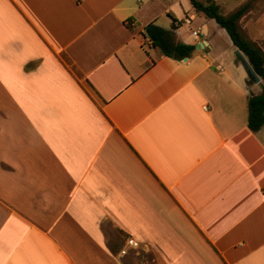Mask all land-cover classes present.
Here are the masks:
<instances>
[{"label":"crops","instance_id":"crops-1","mask_svg":"<svg viewBox=\"0 0 264 264\" xmlns=\"http://www.w3.org/2000/svg\"><path fill=\"white\" fill-rule=\"evenodd\" d=\"M214 1L249 3L264 54V0ZM237 50L188 0H0V264H126L128 238L150 264H264V81Z\"/></svg>","mask_w":264,"mask_h":264},{"label":"trees","instance_id":"trees-1","mask_svg":"<svg viewBox=\"0 0 264 264\" xmlns=\"http://www.w3.org/2000/svg\"><path fill=\"white\" fill-rule=\"evenodd\" d=\"M197 13L203 14L222 27L228 34L233 45L246 58L256 75L264 81V54L261 49L248 40L239 30L238 19L247 10L249 3L245 2L235 11L224 15L214 0H188ZM174 25L163 29L153 23L144 27L143 34L153 47H157L164 56L174 59L188 57L194 46L176 42L173 35ZM239 58V56H238ZM251 81L250 79L248 80ZM247 126L251 131H257L264 124V85L258 94L250 95L247 99Z\"/></svg>","mask_w":264,"mask_h":264},{"label":"rangeland","instance_id":"rangeland-1","mask_svg":"<svg viewBox=\"0 0 264 264\" xmlns=\"http://www.w3.org/2000/svg\"><path fill=\"white\" fill-rule=\"evenodd\" d=\"M119 255L122 257H126L127 263L126 264H150V256L147 252L132 248V249H125L124 253H121L120 251Z\"/></svg>","mask_w":264,"mask_h":264},{"label":"water","instance_id":"water-1","mask_svg":"<svg viewBox=\"0 0 264 264\" xmlns=\"http://www.w3.org/2000/svg\"><path fill=\"white\" fill-rule=\"evenodd\" d=\"M198 45L196 44L195 47H197ZM236 53L239 55L242 65L247 73L248 78L254 82L257 83L259 81V77L256 75V73L253 71L252 67L250 66V64L248 63V61L246 60V58L240 53L239 50L236 51ZM183 59H186V57H184Z\"/></svg>","mask_w":264,"mask_h":264},{"label":"built area","instance_id":"built-area-1","mask_svg":"<svg viewBox=\"0 0 264 264\" xmlns=\"http://www.w3.org/2000/svg\"><path fill=\"white\" fill-rule=\"evenodd\" d=\"M192 33L195 34V35L197 34L195 31H193ZM126 244L128 246H131V247H135V248L138 247V242H136L133 238H128L126 240ZM120 252L124 253L125 252V248L120 249Z\"/></svg>","mask_w":264,"mask_h":264}]
</instances>
